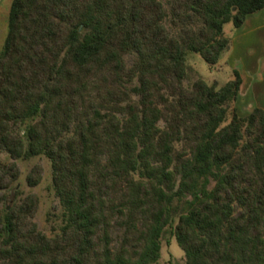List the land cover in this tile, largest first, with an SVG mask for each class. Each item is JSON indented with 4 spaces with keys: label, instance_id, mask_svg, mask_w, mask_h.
<instances>
[{
    "label": "trees",
    "instance_id": "16d2710c",
    "mask_svg": "<svg viewBox=\"0 0 264 264\" xmlns=\"http://www.w3.org/2000/svg\"><path fill=\"white\" fill-rule=\"evenodd\" d=\"M264 0H10L0 45V264H264V108L240 115L215 63ZM43 155L58 222L34 192L4 203L17 159ZM34 164L28 185L39 181Z\"/></svg>",
    "mask_w": 264,
    "mask_h": 264
},
{
    "label": "rangeland",
    "instance_id": "374dc122",
    "mask_svg": "<svg viewBox=\"0 0 264 264\" xmlns=\"http://www.w3.org/2000/svg\"><path fill=\"white\" fill-rule=\"evenodd\" d=\"M8 3L9 0H3L0 3V45L5 33V12L7 11ZM229 27L230 22H226L223 25L224 31L229 34L230 45L232 33L228 31ZM257 32L258 31L253 28H247L245 32L235 35V54H237V56L234 57V59L231 58L232 61H228V49L225 52H222L218 60L213 64H207L196 52L188 53L185 58L186 69L184 83L189 84L194 78L201 77L206 82H214L216 86H219L226 79L231 77L232 68L236 69L239 75L241 74L245 79L252 78L253 71H249L245 67H242V60L238 56L242 58V56H244L243 53H250L252 51V53L257 56L260 51L259 49H264V40L260 38ZM256 58L257 57H255V59ZM256 61V68H261V65L264 64V60L259 63L260 59L258 58ZM249 92L247 83L244 86L242 85L240 93L237 94L235 100L231 102V105L235 107L236 112L240 115L245 114L253 106V97H251ZM7 159L8 156L6 153L0 152V160L4 161ZM34 164H38L40 167V178L36 184L28 185L25 182L24 176ZM16 165L18 168V176L12 183L14 185L6 190L4 203L9 204L18 196L24 195L28 192H34L37 195L38 204L33 219L40 229L48 232L50 225H54L58 222L56 216L58 210L55 208L56 199L53 195L52 188L50 187L49 162L43 155H34L27 159H17ZM182 260V250L176 244L173 235H171L169 231V227H165L160 236L159 255L155 261L149 264H175Z\"/></svg>",
    "mask_w": 264,
    "mask_h": 264
},
{
    "label": "crops",
    "instance_id": "0c3cea01",
    "mask_svg": "<svg viewBox=\"0 0 264 264\" xmlns=\"http://www.w3.org/2000/svg\"><path fill=\"white\" fill-rule=\"evenodd\" d=\"M3 0H0V3L2 2ZM10 2V0H9ZM8 6H9V3H8ZM8 10V8H7ZM7 13V11L5 12ZM6 15V14H5ZM248 29H255L257 30V34L260 36V38L262 40H264V6H262L261 8L255 10V11H252L248 14H246L242 20V22L240 23L239 26H237L236 28L233 29V31L231 32V38H230V45L228 46V61L234 57L237 56V54H235V48H236V45H235V41L234 40V37L235 35H238L245 32V30ZM236 39V38H235ZM248 48H251V47H248ZM259 53L257 54H253L252 52L250 53H243L244 56H242V58L240 56H238L242 62V67H245L246 69H248L249 71H253L252 72V78H247L245 79V77H242V75L240 74V83H239V87H238V92L237 94L240 93V89H241V86L245 85L247 83L248 85V89L249 91V94L251 95V97H253V105H256V106H259V107H262L264 108V64L261 65L262 67L261 68H256V64H257V59L259 58L260 61L259 63L264 60V49H259ZM255 57H257L255 59ZM239 59V60H240ZM246 60V61H245ZM256 69V70H255Z\"/></svg>",
    "mask_w": 264,
    "mask_h": 264
}]
</instances>
